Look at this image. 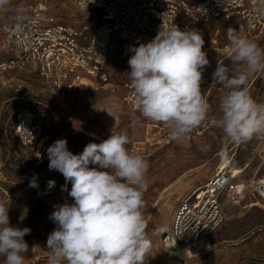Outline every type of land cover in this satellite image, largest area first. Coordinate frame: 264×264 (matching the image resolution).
<instances>
[{
  "label": "rangeland",
  "instance_id": "rangeland-1",
  "mask_svg": "<svg viewBox=\"0 0 264 264\" xmlns=\"http://www.w3.org/2000/svg\"><path fill=\"white\" fill-rule=\"evenodd\" d=\"M39 2L47 3L49 13L62 23L76 27L85 24L88 35L104 22L99 10L80 8L74 0H11L6 10L0 11V61L10 56L4 47V28L16 15H29ZM252 40L264 47V37ZM226 55L221 51L209 58L211 79L217 59ZM108 66L107 85L98 90L77 89L64 100L55 96L52 86L32 66L0 70V200L9 206L12 225L31 229L25 236L30 247L25 264H47L50 252L46 241L56 227L49 216L55 205L71 202L72 198L68 196L71 183H67V191L62 190L66 184L63 175L48 169L47 150L40 154L37 145H18L13 124L23 107L43 113L48 147L64 138L68 149L80 154L89 142L100 143L111 133L126 132L130 139L126 147L148 159L143 212L152 248L147 264H264V199L252 185L260 179L264 182V144L260 136L235 143L211 126L200 136L158 142L162 124L144 119L121 100L123 84L130 82V68L118 42L112 47ZM201 87L210 114L219 116V99L225 90L221 85ZM248 88L256 102L264 103V72L253 75ZM222 168L230 170L235 183L241 181L248 186L242 198L232 203L226 195L220 196L225 220L198 251L165 254L159 240L169 228L176 206ZM33 174L37 175L38 189L29 187ZM48 180L56 182L51 190H47Z\"/></svg>",
  "mask_w": 264,
  "mask_h": 264
},
{
  "label": "clouds",
  "instance_id": "clouds-1",
  "mask_svg": "<svg viewBox=\"0 0 264 264\" xmlns=\"http://www.w3.org/2000/svg\"><path fill=\"white\" fill-rule=\"evenodd\" d=\"M11 0H0V11ZM264 17V0H258ZM225 58L217 59L212 85L225 90L219 99V116H209L202 90L203 73L210 65L204 38L196 30L173 25L159 30L147 43L132 47L128 60L130 88L140 116L167 126L172 140H181L210 123L230 141L246 142L264 136V103L251 96L248 83L264 72V47L229 28ZM227 61V63H226ZM126 132L111 133L100 143L89 142L73 154L61 138L47 148L48 169L66 181L71 202L55 205L50 214L56 227L49 233L47 264H147L152 241L143 209L148 189L147 158L130 151ZM46 182L47 190L55 187ZM29 187L39 188L37 175ZM29 227L10 223L9 206L0 200V258L3 264H25Z\"/></svg>",
  "mask_w": 264,
  "mask_h": 264
},
{
  "label": "built area",
  "instance_id": "built-area-1",
  "mask_svg": "<svg viewBox=\"0 0 264 264\" xmlns=\"http://www.w3.org/2000/svg\"><path fill=\"white\" fill-rule=\"evenodd\" d=\"M80 8L99 10L104 22L88 35L87 26L62 23L49 13V5L39 2L26 16L16 15L4 28V47L10 56L0 61L1 71L34 67L40 77L53 88L59 100L67 99L77 89L98 90L109 83V59L115 42L127 60L132 47L150 42L158 31L178 26L181 30H198L204 38L203 50L208 59L228 51L227 30L232 28L250 39L264 37V17L258 12V0H74ZM224 40V44L222 41ZM208 67L201 86L208 87L212 79ZM121 100L137 110L130 82L123 84ZM209 116H212L209 111ZM212 125L206 122L185 137L200 136ZM158 142L170 139L169 130L162 124ZM18 145L38 146L43 154L48 146L44 141V115L30 107L20 108L13 124ZM163 134V135H162ZM264 144V136H260ZM230 170L217 171L200 193H191L180 200L171 224L160 236V246L167 255H183L198 251L210 235L225 220L220 196L226 195L238 203L247 189H237ZM263 179L254 182L264 199ZM260 182V183H258ZM253 184V183H252ZM250 186V185H249Z\"/></svg>",
  "mask_w": 264,
  "mask_h": 264
},
{
  "label": "bare ground",
  "instance_id": "bare-ground-1",
  "mask_svg": "<svg viewBox=\"0 0 264 264\" xmlns=\"http://www.w3.org/2000/svg\"><path fill=\"white\" fill-rule=\"evenodd\" d=\"M227 163H228V161H226L225 163H224V166H227ZM222 170H224V168H222L221 170H219V171H222ZM232 178H234V176L232 175L231 176ZM260 182H263L262 180L260 181ZM260 182H258V183H260ZM253 186H254V184H252ZM263 186H264V182H263ZM263 189V191L262 192H264V187H262ZM237 189H242V182L241 181H239L238 183H237ZM199 190H202L200 187L199 188H197V190H196V192L195 193H197Z\"/></svg>",
  "mask_w": 264,
  "mask_h": 264
},
{
  "label": "water",
  "instance_id": "water-1",
  "mask_svg": "<svg viewBox=\"0 0 264 264\" xmlns=\"http://www.w3.org/2000/svg\"><path fill=\"white\" fill-rule=\"evenodd\" d=\"M162 235H164V232L162 233Z\"/></svg>",
  "mask_w": 264,
  "mask_h": 264
}]
</instances>
